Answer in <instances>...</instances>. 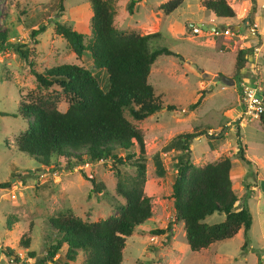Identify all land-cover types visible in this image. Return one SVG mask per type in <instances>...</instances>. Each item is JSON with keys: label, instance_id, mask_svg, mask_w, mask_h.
Listing matches in <instances>:
<instances>
[{"label": "rangeland", "instance_id": "obj_1", "mask_svg": "<svg viewBox=\"0 0 264 264\" xmlns=\"http://www.w3.org/2000/svg\"><path fill=\"white\" fill-rule=\"evenodd\" d=\"M130 1L111 2L116 30L139 35L156 33L157 37L148 41L149 49L165 47L171 53L157 56L148 76L163 107L142 120L125 114L145 139L143 193L150 197L152 215L125 238L120 264H261L264 194L258 182L264 177V126L256 118L240 120L237 116L241 108L239 81L264 91V0H226L234 8L233 20L229 19L227 26L222 20H215L214 24L220 31H236L233 35L210 33L212 30L196 33L188 27L189 22H204L210 15L202 7V0H183L169 14L158 9L166 0H134L129 13ZM90 15L85 0H0V32L5 33L7 44L0 50V183H6L0 186V264H38L41 259L45 264H82L84 253L79 249L73 260L65 257V247L48 259L47 218L67 212L82 220L96 221L116 215L117 206L123 204L114 188L115 170L121 176H129L133 168L113 167L109 159L69 167L54 155L41 168L16 148V138L26 126L25 120L16 114L22 104L53 99L57 109L64 111L68 103L56 86L42 88L35 83L30 67L16 47L26 50L28 60L33 62L32 69L37 72L74 63L94 73L88 52L77 57L56 33L54 25L57 22L69 26L81 33L85 42L90 35ZM41 24L44 30L31 35V30ZM235 24L240 28L236 29ZM250 28L254 34L249 33ZM247 47L252 48L251 53L243 68L233 74L235 51ZM95 74L99 85L105 88L106 76L101 72ZM226 78H232L234 83H228ZM199 92L198 103L192 105ZM166 105L172 107L167 109ZM207 128L209 137L188 140L192 151H186V155L192 164L198 165L228 156L231 187L237 196L234 208L247 206L252 221L245 235L240 229L229 239L191 251L185 243L182 223L174 218L170 198L174 162L180 152L169 151L166 142L176 137L172 145L178 149L183 142L178 136ZM154 134L156 139L152 138ZM236 139L244 146L243 154L249 163L236 158ZM216 140L218 147L214 146ZM156 158L161 176L156 174ZM90 179L102 185L100 193L91 192ZM223 217L222 213L213 212L204 222L216 223ZM154 228L165 231L151 241L149 236ZM23 237L28 238L27 248L19 243ZM243 241L246 246L240 249ZM5 248L13 253L6 256L2 252Z\"/></svg>", "mask_w": 264, "mask_h": 264}, {"label": "trees", "instance_id": "obj_2", "mask_svg": "<svg viewBox=\"0 0 264 264\" xmlns=\"http://www.w3.org/2000/svg\"><path fill=\"white\" fill-rule=\"evenodd\" d=\"M133 1L127 4L129 13ZM182 1L166 0L158 5V9L163 14H169ZM85 2L91 11L90 35L85 42L83 35L69 26L57 22L54 25L56 33L77 57L83 51L88 52L94 73L74 63H63L37 72L32 69L33 62L28 60L26 50L16 47L17 53L30 67L35 83L42 88L56 86L67 97L68 103L64 111L57 109L53 99L22 104L16 114L25 120L26 126L15 142L17 150L41 168L50 163L53 155L57 161L60 159L69 167L109 159L113 167L121 165L133 168L134 172L129 176H121L115 170L117 179L114 188L123 199V204L117 206L116 215L87 221L67 212H59L47 218L45 226L46 237L50 239L46 249L48 259L65 247V257L69 260L74 259L79 249L84 253L82 264H120L125 238L134 227L152 215L150 197L143 193L146 172L143 135L125 114L133 120H142L163 107L154 95L148 76L154 59L171 52L165 47L149 49L148 41L157 37L156 33L139 35L118 32L113 23L112 0ZM201 5L210 17H234V8L226 0H202ZM43 30L41 24L30 33L36 35ZM6 45L5 33L0 32V50H4ZM251 51V47L235 51L233 74L243 68L246 56ZM98 72L106 76L105 88L99 85L95 74ZM200 94L192 105L198 103ZM261 101L264 105V91ZM165 107L170 109L172 106ZM257 120L264 126V114H260ZM208 130L194 129L178 136L183 142L178 146L181 152L174 162L175 175L170 184L174 218L182 223L185 243L191 251L229 239L239 229L245 235L251 225L247 206L242 204L234 208L237 196L229 178L230 158L220 156L213 162L195 165L186 155L188 140L200 135L209 137ZM235 144L236 158L249 163L243 154L244 146H240L238 139ZM154 164L158 170L157 176H161L160 164L156 159ZM90 181L91 192L100 193L102 185L94 179ZM5 184L0 183V186ZM213 212L222 213L223 219L216 223L204 222V218ZM165 229H168V225ZM164 231L154 228L151 233L161 234ZM19 243L27 248L28 238H21ZM245 246L246 241H243L240 249ZM2 252L6 256L13 253L8 248ZM38 264L45 262L41 259Z\"/></svg>", "mask_w": 264, "mask_h": 264}, {"label": "built area", "instance_id": "obj_3", "mask_svg": "<svg viewBox=\"0 0 264 264\" xmlns=\"http://www.w3.org/2000/svg\"><path fill=\"white\" fill-rule=\"evenodd\" d=\"M215 19L211 18L209 21L205 24L206 26H213V32L215 34H230L233 35L236 31L228 30V28H224V30L220 31L217 29V27L214 24ZM227 26V25H225ZM193 32H209V29H201L199 26L193 25L189 27ZM250 34H254V29H249ZM238 88L240 90L239 92V99H240V112L238 113V118L242 120L245 117H252V118H258L260 114H264V105L261 101V94L262 89L257 85H251L247 83H243L241 81L238 82ZM87 163V162H84ZM158 234H153L149 236L150 240H155L156 236ZM164 235V234H163Z\"/></svg>", "mask_w": 264, "mask_h": 264}, {"label": "crops", "instance_id": "obj_4", "mask_svg": "<svg viewBox=\"0 0 264 264\" xmlns=\"http://www.w3.org/2000/svg\"><path fill=\"white\" fill-rule=\"evenodd\" d=\"M227 2V1H226ZM229 5H231L230 3H229ZM211 18H213V17H210V16H208V18L203 22V21H200V22H202V23H204V24H206L208 21H209V19H211ZM215 20H217V21H219V20H222L225 24L224 25H227L226 24V22H228L229 21V19H217V18H214ZM225 20V21H224ZM231 20H233V18L231 19ZM210 26V25H209ZM235 28L237 29V28H240V26L238 25V24H235ZM210 86L211 87H213V85L212 84H210ZM256 120H257V118H256ZM258 121V120H257ZM225 124H228V122H226ZM210 130V129H209ZM208 130V131H209ZM209 133V132H208ZM156 135L154 134L153 136H152V138L153 139H156V137H155ZM201 136H204V135H200V136H197V137H194V138H199V137H201ZM157 139H158V137H157ZM144 141H145V139H144ZM172 141H173V138H170L167 142H166V146L169 148V151H174V152H181L179 149H175V147L172 145ZM191 141V140H190ZM192 142V141H191ZM191 142H189L188 141V145H189V147H187V149H186V151H192V143ZM210 143H211V145H213V143H212V141H210ZM218 142H217V140L214 142V146H217L218 147ZM158 153H160V152H158ZM179 155V154H178ZM177 155V156H178ZM154 156H156V155H154ZM156 160L158 161V159L156 158ZM159 162V161H158ZM160 164V163H159ZM195 165H198V164H195ZM173 171H175V169L173 170ZM261 179H264V177L263 178H261ZM257 196H258V194H257ZM258 214H259V212H258ZM211 215V214H210ZM251 221H252V218H251ZM240 230V229H239ZM238 230V231H239ZM242 230V229H241ZM236 234H238V232L236 233ZM263 244H264V241H263ZM255 260H257V259H255ZM261 264H264V257H262V263Z\"/></svg>", "mask_w": 264, "mask_h": 264}, {"label": "water", "instance_id": "obj_5", "mask_svg": "<svg viewBox=\"0 0 264 264\" xmlns=\"http://www.w3.org/2000/svg\"><path fill=\"white\" fill-rule=\"evenodd\" d=\"M247 22V20H246ZM193 25H196V26H199L201 29H209V30H213V26H209L207 27L205 24H202L200 22H196V23H193V22H189L188 23V27H191ZM226 81L230 84H233L234 81L232 78H226ZM258 187H259V190L260 192H262L264 194V179H260L259 182H258Z\"/></svg>", "mask_w": 264, "mask_h": 264}, {"label": "flooded vegetation", "instance_id": "obj_6", "mask_svg": "<svg viewBox=\"0 0 264 264\" xmlns=\"http://www.w3.org/2000/svg\"><path fill=\"white\" fill-rule=\"evenodd\" d=\"M200 22V21H199ZM200 23H202V22H200ZM202 24H204V23H202Z\"/></svg>", "mask_w": 264, "mask_h": 264}, {"label": "clouds", "instance_id": "obj_7", "mask_svg": "<svg viewBox=\"0 0 264 264\" xmlns=\"http://www.w3.org/2000/svg\"><path fill=\"white\" fill-rule=\"evenodd\" d=\"M207 27H209V26H207Z\"/></svg>", "mask_w": 264, "mask_h": 264}]
</instances>
